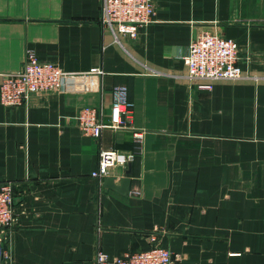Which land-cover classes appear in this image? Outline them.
<instances>
[{"label": "crops", "instance_id": "obj_1", "mask_svg": "<svg viewBox=\"0 0 264 264\" xmlns=\"http://www.w3.org/2000/svg\"><path fill=\"white\" fill-rule=\"evenodd\" d=\"M99 14L100 0H0V81L27 50L65 72L58 92L0 103V183L21 184L9 264H95L98 249L155 244L172 264H264V0H155L120 43ZM204 29L238 42L249 77L211 89L185 77ZM118 96L127 125L83 135L78 108ZM110 148L132 153L126 193L91 175Z\"/></svg>", "mask_w": 264, "mask_h": 264}, {"label": "built area", "instance_id": "obj_2", "mask_svg": "<svg viewBox=\"0 0 264 264\" xmlns=\"http://www.w3.org/2000/svg\"><path fill=\"white\" fill-rule=\"evenodd\" d=\"M154 13L155 0H100L99 21L111 30L114 41L120 43L125 37L136 38L139 27L151 22ZM238 52L236 40L208 29L201 30L182 56L185 77L205 89H211L217 80L247 78L249 74L238 64ZM64 75L56 62L40 60L34 51L27 50L24 64L18 70L3 74L0 103L4 106L27 104L35 95L58 92ZM120 90L124 94V90ZM131 106V102L121 96L107 109L100 105L82 106L76 111L75 125L83 135L99 138L105 129L125 127ZM131 156V152L123 149H101L91 175L102 180L112 169L125 167ZM17 191H21L19 182L0 183V264H9L11 258L9 233L17 223L14 204ZM173 260V253L158 244L119 255L98 249L94 257L95 264H172Z\"/></svg>", "mask_w": 264, "mask_h": 264}, {"label": "water", "instance_id": "obj_3", "mask_svg": "<svg viewBox=\"0 0 264 264\" xmlns=\"http://www.w3.org/2000/svg\"><path fill=\"white\" fill-rule=\"evenodd\" d=\"M130 164H131V161H128L127 164H126V171H125V176L121 177L120 179V186L119 185H116L114 184V178L111 177V176H107L104 178V183L103 185L104 186H107V187H110V188H113L119 192H122V193H126L129 191V185H130V177H129V172H130Z\"/></svg>", "mask_w": 264, "mask_h": 264}]
</instances>
